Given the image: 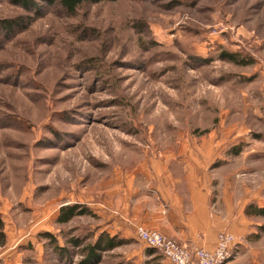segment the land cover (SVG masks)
Segmentation results:
<instances>
[{
  "label": "rangeland",
  "instance_id": "obj_1",
  "mask_svg": "<svg viewBox=\"0 0 264 264\" xmlns=\"http://www.w3.org/2000/svg\"><path fill=\"white\" fill-rule=\"evenodd\" d=\"M15 1L0 0V264H166L134 208L151 179L190 173L243 217L233 261L264 264V218L246 214L264 207V0ZM64 206L85 213L60 224ZM103 235L119 244L91 259Z\"/></svg>",
  "mask_w": 264,
  "mask_h": 264
},
{
  "label": "crops",
  "instance_id": "obj_2",
  "mask_svg": "<svg viewBox=\"0 0 264 264\" xmlns=\"http://www.w3.org/2000/svg\"><path fill=\"white\" fill-rule=\"evenodd\" d=\"M152 181L155 187L152 194L146 196L150 201L134 208V215L143 227L158 231L190 249L208 251L217 248L219 235L224 231L240 236L243 217L233 223V215L223 209L224 199L222 203L219 197H212L206 180L200 181L190 173L185 179L164 175Z\"/></svg>",
  "mask_w": 264,
  "mask_h": 264
},
{
  "label": "built area",
  "instance_id": "obj_3",
  "mask_svg": "<svg viewBox=\"0 0 264 264\" xmlns=\"http://www.w3.org/2000/svg\"><path fill=\"white\" fill-rule=\"evenodd\" d=\"M137 236L147 247L160 252L168 264H228L238 254L234 235L220 233L214 251L201 248L190 249L158 231L137 228Z\"/></svg>",
  "mask_w": 264,
  "mask_h": 264
},
{
  "label": "trees",
  "instance_id": "obj_4",
  "mask_svg": "<svg viewBox=\"0 0 264 264\" xmlns=\"http://www.w3.org/2000/svg\"><path fill=\"white\" fill-rule=\"evenodd\" d=\"M43 3H45L48 6H57L60 7L61 9H63L66 13L70 14V15H74L76 14V12L78 11V9L87 3H92V4H99L102 2H114L116 0H40ZM17 4H21L24 8H29V6H31V8L33 6L36 5L34 0H16L15 1ZM30 10H33L31 9ZM3 29L5 30H12L16 27H18L19 22L17 20H8V21H3L2 23ZM228 59L231 62H237L236 60V56L234 54H228ZM85 211L80 210L79 207L77 206H64L61 208L60 210V215L57 219V222L60 224H65L70 222L73 218H75L76 216L82 215L84 214ZM246 214L249 216H256V217H262L264 218V207L261 208H256L253 207L252 205H248V207L246 208ZM46 236H50L52 240H54V238L51 235H46ZM5 239V234H4V223L3 221L0 219V241ZM119 243H115L113 238H104V235L97 241V243L95 245H92L89 247V251H90V258L91 259H95L97 258V252L99 250H112L115 247L118 246ZM154 250V249H153Z\"/></svg>",
  "mask_w": 264,
  "mask_h": 264
}]
</instances>
